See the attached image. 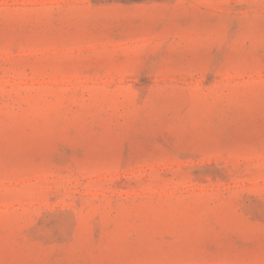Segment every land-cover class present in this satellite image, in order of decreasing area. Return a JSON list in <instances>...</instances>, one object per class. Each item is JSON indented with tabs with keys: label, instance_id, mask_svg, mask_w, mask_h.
I'll list each match as a JSON object with an SVG mask.
<instances>
[{
	"label": "rangeland",
	"instance_id": "1",
	"mask_svg": "<svg viewBox=\"0 0 264 264\" xmlns=\"http://www.w3.org/2000/svg\"><path fill=\"white\" fill-rule=\"evenodd\" d=\"M0 264H264V0H0Z\"/></svg>",
	"mask_w": 264,
	"mask_h": 264
}]
</instances>
